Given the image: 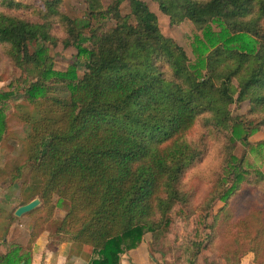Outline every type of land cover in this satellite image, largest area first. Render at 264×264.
Here are the masks:
<instances>
[{"label":"trees","instance_id":"16d2710c","mask_svg":"<svg viewBox=\"0 0 264 264\" xmlns=\"http://www.w3.org/2000/svg\"><path fill=\"white\" fill-rule=\"evenodd\" d=\"M124 1L107 10L114 27L86 35L78 29L82 20L61 11V0H46L42 22L0 10V44L10 48L21 70L35 75L23 93L38 105L36 113L22 115L31 163L27 201L38 195L49 216L54 195L70 202L57 232L85 248L87 264H121L147 232L169 223L177 203H189L182 180L198 157L188 135L200 116L208 115L216 129H230L231 144L238 139L247 145L253 131L229 106L248 98L253 113L264 110V0H154L172 23L188 18L200 28L194 61L161 32L146 2L129 0L131 12L124 15ZM3 4L36 11L20 0H0V8ZM54 22L65 31L63 45L77 50V61L65 71L54 68L44 44L58 42ZM13 95L0 92V105ZM6 118L0 106V142ZM258 145L264 155V141ZM245 166L254 165L229 153L223 178L228 185L210 193L211 200L224 202L210 235L225 230L241 252L253 251L256 263L264 264V217L255 216L254 226L230 210L250 173ZM236 249L224 256L238 255ZM0 264L32 262L16 248L0 254Z\"/></svg>","mask_w":264,"mask_h":264},{"label":"rangeland","instance_id":"374dc122","mask_svg":"<svg viewBox=\"0 0 264 264\" xmlns=\"http://www.w3.org/2000/svg\"><path fill=\"white\" fill-rule=\"evenodd\" d=\"M20 1L36 8V11L26 8L10 9L4 4L0 10L32 22H42L43 16L40 15L46 12V0ZM142 1L156 13L161 32L182 45L194 61V36L202 35L200 28L188 18L172 23L170 15L165 14L156 1ZM116 2L117 0H61L59 8L67 16L82 20L78 29L86 35L91 29L115 26L113 14L107 13V10ZM91 3L95 6L93 11ZM120 10L124 15L130 14L129 0L121 4ZM213 25L217 30L216 25ZM52 32L58 42L55 44L49 41L44 44L53 57L54 68L65 71L77 61V50L73 46L63 45L61 40L65 31L57 22L52 25ZM86 45L88 46L87 43ZM30 48L33 51V47ZM8 49L7 45L0 44V92H15L11 99L0 105L7 116L6 132L0 142V254L19 248L20 253L28 254L32 264H42L43 257L48 253L55 252L56 256L57 253L69 254V247H64L63 244L67 242L66 237L59 234L57 229L70 210V202L54 195L55 210L51 216L42 201L34 210L22 216L15 215L19 206L28 203L29 191L26 188L31 181V163L27 158L29 146L25 140L27 122L22 115L36 113L38 105L23 97L28 85L26 80L32 81L34 73L21 70L10 57ZM78 71L81 76L84 68L79 66ZM234 83L237 86L236 79ZM62 90L58 88L59 93ZM59 95L69 97L68 92H61ZM229 109L232 115L242 116L248 128L253 131L248 137V144L238 139L231 144L230 129H216L207 121L208 115L200 116L188 135L189 142L198 151V157L182 180L183 188L189 194V203H177L170 212L169 223L160 226L156 232H147L138 248L122 255L121 264H257L255 253L251 250L241 252L239 242H234V237L228 236L225 230L214 238L210 235L213 216L224 206V202L218 198L211 200L210 193L215 188L221 190L228 185L223 178L230 152L238 159L247 157L254 165L245 166L250 173L243 187L232 196L230 210L237 217L252 220L254 226L258 220L255 216L264 217V155L257 152L263 150L258 143L264 141V110L253 113L252 102L248 98L235 101ZM35 198L40 197L37 195L33 199ZM236 248H239L240 253L236 256L227 254L230 260L228 262L224 253Z\"/></svg>","mask_w":264,"mask_h":264},{"label":"crops","instance_id":"0c3cea01","mask_svg":"<svg viewBox=\"0 0 264 264\" xmlns=\"http://www.w3.org/2000/svg\"><path fill=\"white\" fill-rule=\"evenodd\" d=\"M48 241V240H47ZM68 242V243H67ZM64 242V247H69V254L62 253H48L45 258L43 257L42 264H87V258L85 257V248L79 247L71 241ZM39 245V241H37ZM78 247V248H77ZM66 252V249H63ZM135 250V249H133ZM131 250V251H133ZM127 256V255H126Z\"/></svg>","mask_w":264,"mask_h":264},{"label":"water","instance_id":"95a60500","mask_svg":"<svg viewBox=\"0 0 264 264\" xmlns=\"http://www.w3.org/2000/svg\"><path fill=\"white\" fill-rule=\"evenodd\" d=\"M41 203L40 198H35L32 201L21 205L17 208V210L15 211V215L16 216H22L25 213H28L32 210H34L37 206H39Z\"/></svg>","mask_w":264,"mask_h":264}]
</instances>
